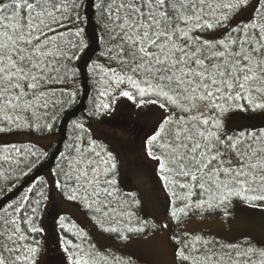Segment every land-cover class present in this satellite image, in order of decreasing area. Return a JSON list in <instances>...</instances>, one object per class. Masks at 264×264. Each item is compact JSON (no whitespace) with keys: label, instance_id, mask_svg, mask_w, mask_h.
Listing matches in <instances>:
<instances>
[{"label":"trees","instance_id":"16d2710c","mask_svg":"<svg viewBox=\"0 0 264 264\" xmlns=\"http://www.w3.org/2000/svg\"><path fill=\"white\" fill-rule=\"evenodd\" d=\"M4 2L8 3L10 0H4ZM58 2L64 3L68 8L63 16L59 12L56 13L60 22L49 21L51 30L45 28L44 34L33 33V36L40 35L39 42H45L47 49L56 52L58 48L61 53L58 58L52 56L40 58L43 62L42 66L46 63L57 69L49 73L53 79H48L46 75L44 79L37 82L35 90L25 88L27 95L24 101L31 103V107L27 110H24L22 101L20 108L0 112V128L4 129L0 131V137L13 134L57 137L56 140L48 143L46 150L27 143L0 142V259H3L5 264H39L44 255L45 264H69L63 256V249L69 257L74 254H88L89 258L95 259L97 264H130V259L117 257L113 252H106L103 255L97 251L98 243L81 226L83 224L77 223L68 216H58L56 202L49 199V195L47 196L50 190L49 182L55 180L54 189L69 204L80 207L88 221L103 237L127 241L134 236L143 235L148 229L142 195L122 189L121 177L116 169L112 170L110 156L106 151L101 150L105 149V146L94 140L91 133V129L110 118L112 89H126L133 95H138L136 89L127 80L120 84L114 83L113 74L109 71V69H115L123 74L117 58L119 52L117 46L120 41L112 39L114 33L109 29L111 21L108 20L107 6L111 0H58ZM213 2L223 4L229 0H213ZM116 3L119 4L120 0H116ZM101 4L104 7H97ZM249 8L251 10L247 19H240ZM162 10H168L167 5ZM223 13L227 14L226 19L222 18ZM116 14L113 9V18ZM120 14L122 15L123 12L121 11ZM216 18L220 19V23L215 27L198 28L190 33L189 39L178 41V43L195 47L197 43L207 42L215 48L219 46L218 42L223 40L231 45V48L238 49L240 45L233 44L232 41L240 37L251 39L252 44L244 45L245 49H248L255 45L261 36L258 28L254 29L250 25L264 24V0H247L246 4L230 12L228 9L221 8ZM205 19L213 18L205 16ZM78 28L83 30L79 37L75 36ZM53 37H55V46H53ZM39 42L34 41V43ZM220 50L224 49L221 47ZM206 54L210 53L206 52ZM131 63L129 61V64ZM104 72H107V75H104ZM127 74L133 75L130 70ZM134 78L142 82L145 77L134 75ZM29 82L32 81L29 80ZM102 90L107 93L105 96L100 95ZM33 92L40 97L39 101L35 100ZM144 98L158 99L153 95ZM104 103L110 105L109 109H103ZM239 103L247 108L246 101L241 100ZM144 105L149 108H159L165 114L164 120L172 121L171 124L165 125L164 132L156 142L152 145L147 143L146 151L150 158L152 157L148 154L149 150L160 157V160L154 159L160 178L161 175L170 177L169 181L162 180L169 217L174 223L181 224L188 213L196 207L197 202L207 201L213 194L219 195V192L214 186L211 191H204L198 186V182H192L190 178L182 177L175 172L161 173L160 161L167 163L171 159L170 149L162 148L161 145L170 143V129L177 128V121L186 120L190 113L181 112L178 108L171 106L161 108L160 103ZM5 115L11 117V122L4 119ZM205 116L209 118V124L200 125L201 129L216 132L218 136L225 139L230 136H239L241 133L245 136L249 133L259 136L261 132H264V110L228 108L225 112H220L211 108L205 112ZM213 120L219 121V129L212 126ZM77 124L80 127H76ZM185 126L190 127V125ZM118 127L135 136H138L143 129V126L136 122L131 126L123 123ZM246 143H253V141L247 140ZM254 146L258 145L254 144ZM232 158H235V154ZM224 159H228L227 153ZM168 167L175 168V165L168 163ZM81 168L89 169V178L93 175L90 169H97L98 183L94 182L88 186L87 191H85L83 179L79 183L76 180ZM105 169H108L107 174ZM107 180H114L115 183L108 184ZM181 183H190L191 188H181ZM206 187L209 186L206 185ZM74 189H78L77 199L71 200L68 196ZM94 189L100 192L99 203H94L97 200V197L92 195ZM104 189L112 195H107ZM189 191L192 194L190 198H187ZM86 196L88 202L92 203L91 208L86 206L84 201ZM37 201L39 204L36 203ZM213 203L217 201L214 200ZM186 204L192 206L185 208ZM234 206L264 209V202L256 201L249 204L239 197H232L225 204L213 208H208L205 204L203 208L209 213L219 209L230 210ZM17 207L20 208L19 212L16 211ZM96 207H100L101 211L96 212L94 210ZM33 208L37 209L35 213L32 212ZM182 208L185 209L186 215L179 211ZM173 210L178 212V218H173L171 214ZM13 219L17 221L15 226L10 223ZM29 220L31 223L28 222ZM55 220L59 241L51 233V224L53 221L55 223ZM61 223L65 225L64 228L60 227ZM33 226L40 231H30ZM15 227H19V233L15 232ZM104 227H116L118 232L104 231ZM128 227H142L144 230L129 233ZM120 233L127 238L121 239ZM21 235L26 239L20 240ZM43 239L46 240L44 244ZM185 244L188 247H184ZM249 246L264 249V245L252 238H243L234 243H221L211 234L204 236L189 234L185 235L177 248V251L182 250L186 256H189V260L177 258V251L176 259L178 264H194V261L202 264L204 256L213 255V259L219 258L221 264H230L227 254L231 253L235 256L236 251H244ZM17 248L20 249L19 252L14 251ZM29 248L37 249L34 257L28 252ZM194 248L199 251H194ZM18 256L21 257L19 261L16 259ZM24 256H28L29 259L24 260ZM252 259H258V257L254 255Z\"/></svg>","mask_w":264,"mask_h":264},{"label":"snow or ice","instance_id":"6c2138e0","mask_svg":"<svg viewBox=\"0 0 264 264\" xmlns=\"http://www.w3.org/2000/svg\"><path fill=\"white\" fill-rule=\"evenodd\" d=\"M246 3L247 0L234 2L229 0L223 4L214 3L213 0H179V3L177 0H120L117 4L116 0H111L107 6L108 20L111 21L109 29L114 33L112 39L120 41L117 46L119 49L117 58L123 72L121 74L115 69H109L113 74V82L120 84L127 80L141 98L150 95L158 98L141 100L139 103H160L161 108L171 106L181 112L190 113L186 120L177 121V128L170 129V143L161 145L162 148L170 149L171 159L167 163L161 160L159 169L161 173L175 172L177 175L190 178V181L198 182V186L204 191H211L213 186L218 190L219 195L213 194L209 200L197 202L195 205L197 208H203L205 204L208 208L217 207L232 197H239L249 204L256 201L264 202V132L259 136H253L251 133L245 136L241 133L239 136L225 139L216 132L206 131L200 127L209 124L205 112L211 108L220 112H225L228 108L264 110V24L250 25L254 29L258 28L261 36L256 44L248 49H245L244 45L252 44L251 39L240 37L232 41L233 44L240 45L238 49L231 48V45L223 40L219 41V46L215 48L207 42L197 43L195 47L178 43L189 39L190 33L198 28L211 29L219 24L220 19L216 17L221 8L230 12ZM166 5L168 10H162ZM97 7L104 6L101 4ZM113 9L117 13L114 18ZM67 11L66 5L58 0H10L8 3L0 0V112L18 109L22 101L24 110H27L31 103L24 101L27 95L25 88L35 90L37 82L46 75L48 79H53L49 73L57 69L46 63L42 66L40 58L49 56L58 58L61 53L58 48L56 52L47 49L45 42H39L40 35L33 36V33L44 34L45 28L51 30L49 21L59 23L56 13L59 12L63 16ZM205 16H211L213 19L206 20ZM222 18L226 19L227 14L223 13ZM82 31L78 28L75 36H81ZM52 39L55 46V37ZM221 47L223 51L220 50ZM129 61L132 63L129 64ZM128 70L133 75H128ZM104 75H107V72H104ZM134 75H142L145 78L138 82ZM106 94L103 90L100 92L101 96ZM120 95L134 100L133 94L128 91H122ZM33 96L39 101L40 97L36 96L35 92ZM241 100L246 101L247 108L239 103ZM102 107L107 110L110 105L104 103ZM4 119L11 122L10 116L5 115ZM171 123L172 121L165 119L159 131H156L147 143L152 145L156 142L164 132L165 125ZM212 126L219 129V121L213 120ZM76 127L80 125L77 124ZM3 130L0 128V131ZM247 140L253 143H246ZM225 153L228 154L227 160L224 159ZM148 154L153 159L160 160V157L155 156L151 150ZM168 163L175 165V168H169ZM115 167V163H112V170H115ZM90 171L93 173L91 178L88 168H81L76 177L78 183L83 179L85 191L94 182L98 183L97 169L91 168ZM107 172L108 169H105V174ZM161 179L169 181L170 177L161 175ZM106 183L114 184L115 181L107 180ZM180 187L190 189L191 184L181 183ZM103 191L109 196L112 195L107 189ZM77 192L78 189L72 190L68 198L77 199ZM191 194L189 191L187 198H190ZM92 195L97 197L94 203H99L100 192L94 189ZM214 200L217 203H213ZM84 201L87 207H92L87 196L84 197ZM36 203L39 204V201ZM191 206L186 204L185 208ZM94 210L100 212L101 208L96 207ZM16 211L19 212L20 208L17 207ZM36 211V208L32 209L33 213ZM179 211L187 214L184 208ZM171 214L173 218H178L176 210ZM28 222L31 223L30 220ZM10 223L15 226L17 221L13 219ZM60 227L64 228L65 225L61 223ZM143 230L142 227L127 228L129 233ZM30 231L37 232L40 229L33 226ZM104 231L115 233L118 229L104 227ZM15 232H20L19 227H15ZM120 238L127 237L120 233ZM19 239L25 240L26 237L21 235ZM184 247L188 245L185 244ZM14 251L19 252L20 249ZM194 251L199 249L194 248ZM28 252L34 257L37 249L29 248ZM227 255L230 264H264V249L252 246L244 251H236L235 256L231 253ZM254 255L258 259H252ZM177 258L189 260V256L182 250L177 251ZM16 259L19 261L21 257L18 256ZM23 259L28 260L29 257L24 256ZM0 264H5V261L0 259ZM69 264L97 262L89 258L88 254H74L69 257ZM194 264L198 262L194 261ZM202 264H221V261L219 258L214 260L213 255H206Z\"/></svg>","mask_w":264,"mask_h":264},{"label":"rangeland","instance_id":"374dc122","mask_svg":"<svg viewBox=\"0 0 264 264\" xmlns=\"http://www.w3.org/2000/svg\"><path fill=\"white\" fill-rule=\"evenodd\" d=\"M250 10L247 9L240 19H247ZM122 91L128 90L110 91V118L91 129V133L94 140L105 146V149L101 150L108 153L111 163H115V169L121 177L122 189L142 195L144 214L148 221L146 233L127 241L101 236L82 209L69 204L54 189L56 182L52 180L49 182L50 190L47 196L56 202L58 216H68L83 224L81 226L98 243L100 248L96 250L101 254L113 252L117 257L130 259V264H178L177 248L185 235L189 234H211L221 243H234L243 238H252L264 245V209L234 206L230 210L219 209L208 213L205 208L194 207L181 224L170 219L162 179L157 173L155 160L148 157L146 151L148 139L157 131L165 114L157 107L149 108L145 103H139L141 100H150L149 98H141L138 94L133 95L134 100H129L120 95ZM134 122L143 126L138 136L118 127L123 123L131 126ZM0 138V142L27 143L42 150H46L48 143L57 139L28 134L5 135ZM51 228L52 235L59 241L56 220L51 224ZM42 243H46V240L43 239ZM62 252L69 263L68 254L63 249ZM43 256L39 264H45Z\"/></svg>","mask_w":264,"mask_h":264}]
</instances>
